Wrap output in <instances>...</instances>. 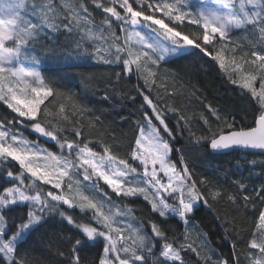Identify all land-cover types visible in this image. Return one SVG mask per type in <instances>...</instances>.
Here are the masks:
<instances>
[{
	"label": "snow or ice",
	"instance_id": "1",
	"mask_svg": "<svg viewBox=\"0 0 264 264\" xmlns=\"http://www.w3.org/2000/svg\"><path fill=\"white\" fill-rule=\"evenodd\" d=\"M214 2V9L193 12L187 10L188 0H92L104 15L95 31L94 17L82 0L0 3V106L25 118L21 124H30L34 133L53 141L60 151L57 155L30 143L12 130L11 121L0 120V264H37L29 258L35 251L31 245L57 217L70 226L69 234L60 238L63 249L49 264H193V254L196 264H264V183L251 180L257 167L262 169L257 178L264 176V161L255 159L264 156V0ZM113 23L125 33L122 42L111 30ZM105 24L110 43L104 36ZM61 28L69 34L79 29L83 35L75 41L74 56L52 50L53 57H63L65 72L58 80H46L35 67L44 57L35 55L30 45L47 41ZM240 30L253 41L247 51L240 49L237 59L236 47L228 45L235 44L230 34ZM96 40L106 46H98L95 53L81 43ZM197 52L224 72L235 95L223 108L204 104V111L189 114L181 94L161 79L160 64L171 63L170 56L179 59ZM224 52L232 54L227 63ZM93 57L112 69L114 81L110 78L108 86L137 81L141 119L133 122L136 132L127 149L109 143L116 137L108 135L104 121L87 104L81 103L77 112L91 117L81 121L83 127L64 126L65 108L77 111L74 101L87 100L88 94L80 84L77 93L61 81L74 78ZM102 95L108 101L111 93ZM130 98L135 102V96ZM53 106L58 108L55 116L50 112ZM127 119L121 116L122 121ZM193 121L202 124L199 136L192 130ZM185 130L187 141L176 147ZM97 146L99 152L94 150ZM201 148L213 155L243 154L237 159L244 160L248 176L234 171L223 183L194 179L185 154ZM120 151L127 158H118ZM81 170L84 180H102L116 197L141 198L149 205V215L137 219L135 226L118 220L104 203L111 205V197L95 181L89 186L100 191L102 200L80 191V181L74 178ZM36 180L63 191L41 192ZM220 201L242 206L255 217L245 229L238 228L235 218L218 217L220 239L229 244L227 254L213 247L203 232L196 237L201 243L195 244L188 231L191 227L199 231L197 213L215 211L214 204Z\"/></svg>",
	"mask_w": 264,
	"mask_h": 264
},
{
	"label": "trees",
	"instance_id": "2",
	"mask_svg": "<svg viewBox=\"0 0 264 264\" xmlns=\"http://www.w3.org/2000/svg\"><path fill=\"white\" fill-rule=\"evenodd\" d=\"M69 2H71V0H69ZM82 2L89 7V12L92 14V17H94V23L91 27L95 31L96 26L100 25L104 20L102 10L95 8V6L92 5V0H82ZM97 2L103 3L105 0H97ZM187 10L193 12L200 11L198 4L193 0H188ZM165 22L167 23V20ZM104 29V36L107 42L110 43L111 40L106 24L104 25ZM111 30L120 37V41L122 42L125 33L117 28L115 23H113ZM194 30V28L187 29V31ZM82 35V30L74 29L73 33L69 34L61 28L60 32L50 35L47 41H41L34 46L30 45V47L35 48V55L44 57L41 64L35 65V67L41 71L46 80H58L65 72V69L62 67L64 63L63 57H53L52 50L58 53H71L74 56L78 51L75 41L79 40ZM97 35H99V33H97ZM229 39L235 41V44L230 43L228 47H236L235 54L237 59H239L241 55L240 49L243 48L244 51H247L249 41H253V37L243 30L234 31L230 34ZM81 43L84 44L89 53H95L98 46H106V42L101 40H96L95 42L88 41L87 43L81 41ZM41 45H46V47H42ZM223 54L226 63L232 59L231 53L224 52ZM168 58L171 59L172 62L167 64L161 63L159 75L161 79L166 82V87L169 89L175 88V90L181 94V100L188 106L189 114L192 112L199 114L204 111V104H212L213 106L223 108L225 104L230 102L229 98L235 95L234 86L227 81L224 72L211 61V58L206 59L198 52L192 55H184L179 59L175 57ZM85 63H87L88 66L76 70L74 78L61 81L67 90L77 93L80 92V88H77L76 85L80 84L83 88L87 89L88 94L87 100L74 101V103L77 104V111H73L68 107L65 108L64 116L67 117V121L64 123V126L69 130L74 127H83L84 125L81 121L87 122L91 117L88 116L87 113L78 115L77 112L81 103L87 104L88 109L94 111L95 115L99 116L100 119L104 121V126L108 130V135L116 137L115 141H109V143L119 144L122 148L127 149V146L133 143L132 137L136 132L133 122L141 119L140 112L142 111V101L139 96H136L135 92L137 81L135 79L131 81L124 80L119 83L114 82L111 86H108L107 81L110 78L114 81L112 69L94 57L86 59ZM25 64L33 66L28 62H25ZM116 70L119 71V69ZM157 83L159 84L160 81H157ZM193 85L198 91L193 90ZM105 91L111 93L108 101L103 100L102 94ZM130 96L136 97L135 102H133ZM50 112L55 116L58 112V108L53 106L50 108ZM129 113H135V115L129 116ZM205 114L207 115V113ZM121 116L127 117L128 119L122 121ZM2 118H7L11 121L14 125L12 130L20 134L23 138L35 142V144H42L49 150L60 154L58 147L53 141L34 133L31 130L30 124H21L20 121L25 118H17V114L7 109L6 106H0V120H2ZM215 128L216 126L213 125L214 131ZM192 130L197 136L201 135L203 131L202 124L193 121ZM65 135H67V133H65ZM108 135L104 136L103 139L107 140ZM187 138L188 132L185 130L183 138L179 140L176 147H182L185 141H187ZM68 139L71 140L72 137H68ZM90 139L95 143V137H90ZM189 147H191V145H189ZM94 150L99 152L101 149L97 146ZM185 155L188 159L189 168L193 172V178L196 180L202 177H208L214 182L223 183L224 177H231L234 171L243 172L245 177L248 176V172L245 171L246 165L244 160L237 159L239 155L243 154L232 153L228 155H213L209 153L207 148H201L192 153H186ZM121 157L127 158L125 151L119 152L118 158ZM172 158L178 160V156H176L175 153L172 154ZM249 159H251V157H249ZM255 159L264 161V156H256ZM237 164L240 165L238 169L236 168ZM137 172H139V169H137ZM254 172L255 174L251 177V180L257 185L264 183V176L257 178L256 175L260 174L262 169L257 167ZM93 179V181H95V178ZM95 182L104 192L108 193L112 199V204L117 205L118 210L123 209L129 212L128 217L134 226L137 219H140L142 216L146 218L149 215V205L141 198L132 197L125 199L116 197L104 182ZM39 183L42 186L41 192L53 191L54 194H60L62 191V189L56 190L52 188L51 185H46L42 181H39ZM259 207L261 206L258 204L257 208ZM214 209L215 211L202 209L200 213H197L199 231L196 227H191L188 231L192 234L195 244L201 243L196 237L200 232H203L207 234L209 242L213 247H218L220 251L227 254L230 251L229 244L220 239L221 221L218 217L227 215L230 219L235 218L238 228L241 229H245V226H251L255 221V217L249 212H246L242 206H232L226 204L224 201L215 203ZM74 211L76 215L79 214L78 209ZM69 227L70 226L67 224H61L60 218L57 217L53 226H49L37 234V239L31 245L35 251L29 253V258L36 261L37 264H49L51 260L58 259L56 255L57 251L58 249H63L60 238L69 234L67 231ZM173 227H175V224H173ZM193 264H196L195 254H193Z\"/></svg>",
	"mask_w": 264,
	"mask_h": 264
},
{
	"label": "rangeland",
	"instance_id": "3",
	"mask_svg": "<svg viewBox=\"0 0 264 264\" xmlns=\"http://www.w3.org/2000/svg\"><path fill=\"white\" fill-rule=\"evenodd\" d=\"M193 1H195L197 4H198V6H199V9H200V11L201 10H204V11H207L208 9H214V8H216L217 7V5H216V3L214 2V0H193ZM7 2V0H0V3H6ZM128 34L130 35L131 34V31H132V29L131 28H129L128 30ZM145 33L146 34H150V33H148V31L147 30H145ZM125 38V37H124ZM124 38H123V40H124ZM122 40V41H123ZM135 42V38L133 37V43ZM137 47H139L138 45H137ZM171 57V56H170ZM25 66H29V65H26L25 64ZM146 132H147V129H146ZM18 136H20V134H17ZM46 139V138H45ZM48 140H50V139H48ZM29 141V140H28ZM30 143H35V142H31V141H29ZM40 148H42V149H47L48 151H51V150H49L47 147H45V146H43L42 144H37ZM51 152H53V151H51ZM55 153V152H54ZM56 154L57 155H60L59 153H57L56 152ZM139 169V172L138 173H142V168H138ZM42 170H45V169H42ZM94 178V177H93ZM90 179V180H84L83 179V172H82V170L80 171V173H79V175H77L74 179H76V180H79L80 181V183H79V188H80V191L84 194V195H89L90 196V198H93L94 199V201H100V200H102L103 198H102V196H101V193H100V191H97V190H95V189H93V188H91L89 185L91 184V183H93L94 181V179ZM65 180L67 179V178H64ZM102 181V180H101ZM103 182V181H102ZM36 184L37 185H39V190L41 191L42 190V186L40 185V183H39V180H36ZM74 187H75V185H74ZM99 187V186H98ZM99 189L100 190H102L100 187H99ZM62 191H63V189H62ZM103 191V190H102ZM43 192H47V191H43ZM104 192V191H103ZM104 203L106 204V206L107 207H111V209H112V213L115 215V217L118 219V220H121V219H123L124 220V222H125V224H127V223H131V220H130V218L128 217V214H129V212L128 211H126V210H123V209H121V210H118V206L117 205H115V204H112L111 203V205H108V203H107V201H104ZM131 216L133 217V215H132V213H131Z\"/></svg>",
	"mask_w": 264,
	"mask_h": 264
}]
</instances>
